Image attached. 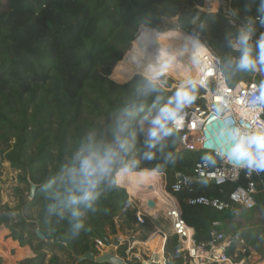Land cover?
I'll return each mask as SVG.
<instances>
[{
    "label": "trees",
    "instance_id": "obj_1",
    "mask_svg": "<svg viewBox=\"0 0 264 264\" xmlns=\"http://www.w3.org/2000/svg\"><path fill=\"white\" fill-rule=\"evenodd\" d=\"M220 1L217 11H209L202 9L206 0H0V160L19 170L18 181L26 185L15 187L20 203L0 211V224L11 231L7 239L34 250L36 256L20 264H109L79 257L89 251L99 254L96 239L136 225L170 227L168 264H184L167 217L143 211L144 222H139V205L129 197L131 186L123 182L125 170L166 175L165 189L178 199L197 243L208 242L214 222H219L220 231L245 240L239 259L251 255L252 246L264 259L262 186L257 206L248 213L188 203L199 195L223 198L245 184L243 178L223 186L193 183L180 192L172 189L178 173L192 177L195 163L205 158L201 152L177 151L181 135L170 127L185 100L198 102L203 89L194 84L165 90L148 80L159 81L155 77L161 72L143 74L153 62L141 68L136 64L143 53L140 28L157 33L174 29L206 43L222 60L231 86L252 81L254 63L245 56L250 46L232 47L241 31L231 20L241 25L264 15V0ZM169 19L175 22L167 28ZM257 32L255 25L251 34ZM132 44L140 49L130 52ZM167 68L184 78L177 69ZM140 121L157 124L164 138L147 132ZM263 151L260 136L255 155ZM31 182L38 186L29 200ZM16 210L19 219L13 223ZM250 225L256 227L246 228ZM162 241L157 233L150 241L153 251H160ZM120 256L125 257L124 250Z\"/></svg>",
    "mask_w": 264,
    "mask_h": 264
},
{
    "label": "built area",
    "instance_id": "obj_2",
    "mask_svg": "<svg viewBox=\"0 0 264 264\" xmlns=\"http://www.w3.org/2000/svg\"><path fill=\"white\" fill-rule=\"evenodd\" d=\"M218 8H213V0H206L202 7L209 11H217ZM231 24L241 31L239 36L232 39L234 49L241 50L243 41L248 40L250 48L264 52V15L256 16L242 25L235 20H231ZM255 25L258 32L252 35ZM244 31H248L249 36ZM204 44L205 53L198 55L199 80L180 85L168 81L167 84L173 86L170 88L161 85L167 90L174 89V86L188 87L194 84L203 89L198 95V102L185 100L184 106L171 117L170 127L174 133L181 135L177 151H195L204 155L207 153L208 156L195 163L192 177L185 175L183 180L177 179L172 189L180 192L190 189L193 183L203 187L223 186L239 183L243 178L246 183L237 185L223 198L199 195L190 197L188 203L210 205L225 213L236 212L240 208L252 210L257 206L259 186L264 191V151L261 155H255L260 136H264V87L255 79L231 86L223 71L222 60ZM143 211L148 212L147 208L141 207L136 213L140 223L144 222ZM163 212L171 222L172 233L177 236L176 253L184 259V264H240L242 261L249 264L246 256L241 259L237 257L238 252L245 250V240L220 231L219 222H214L208 242L197 243L195 229L183 218L178 199L169 210ZM119 239L123 246L124 241ZM96 243L99 254L108 247L105 240L96 239ZM165 244L162 250L152 251L151 257L135 255V260L141 264H168L170 255ZM233 246L235 252L230 253ZM131 251V248L126 249L123 257L126 261L131 260L128 258Z\"/></svg>",
    "mask_w": 264,
    "mask_h": 264
},
{
    "label": "bare ground",
    "instance_id": "obj_3",
    "mask_svg": "<svg viewBox=\"0 0 264 264\" xmlns=\"http://www.w3.org/2000/svg\"><path fill=\"white\" fill-rule=\"evenodd\" d=\"M214 2L218 4V0ZM139 32V44L143 50L164 63L176 67L185 79L199 80L198 55L206 51L205 44L199 37L174 29L157 33L150 27H142ZM163 69L174 73L167 67ZM174 74L183 80L178 74ZM122 176L123 182L131 186L130 193L141 198L145 207L152 211L151 213L169 210L173 203H177L176 197L173 195L170 198V192L164 190L163 175L156 170H125L122 171ZM240 264L246 262L242 261Z\"/></svg>",
    "mask_w": 264,
    "mask_h": 264
},
{
    "label": "rangeland",
    "instance_id": "obj_4",
    "mask_svg": "<svg viewBox=\"0 0 264 264\" xmlns=\"http://www.w3.org/2000/svg\"><path fill=\"white\" fill-rule=\"evenodd\" d=\"M219 4H220V0H218V4L216 5L214 0H213V8H218L219 7ZM175 22V19H169V20H165V26L167 28H170L171 27V24H173ZM140 34V32H139ZM136 40V39H135ZM135 40L133 41V43L135 42ZM245 45L247 46H250V43L248 40H244L243 41V47L242 49L245 47ZM132 48V49H131ZM256 48V47H255ZM139 50L140 48H137V46L133 47V44L132 46L130 47L129 51L130 52H133L134 50ZM142 50V49H141ZM142 55H141V58L140 59H136V64L138 67H142V65L145 63V62H153V64L143 70V74H147L148 71H159L161 72V74H158L156 75V80H159V81H155V80H151V79H148L150 82L152 83H157L158 85H164L166 88H168L169 86L170 87H173L171 84H167L170 79H172L174 81V84L175 85H180V83H183V84H187L188 82L190 81H196V80H192V79H180L178 76H176L174 73L168 71L167 73L165 72L166 70L163 69V67H167V66H171L173 67L174 69H177L176 67H174L173 65L171 64H168V63H164L163 61H161L160 59L152 56L149 52L145 51V50H142ZM259 53V51H256ZM126 61V60H125ZM254 73H253V76H252V80H256L261 86L264 87V71H260L258 68H257V65L254 64ZM133 68V67H132ZM178 70V69H177ZM113 71H114V68H113ZM179 71V70H178ZM113 74V73H112ZM166 74V75H164ZM159 75H164L163 77L159 76ZM135 76H141L139 74H136ZM135 76L132 78L134 79ZM152 76V75H151ZM180 76V75H179ZM143 77V76H141ZM182 77V76H180ZM254 77V78H253ZM145 78V77H144ZM131 79V80H132ZM147 79V78H146ZM119 83V82H118ZM184 87V85H182ZM181 86V87H182ZM162 87V86H161ZM169 87V88H170ZM163 88V87H162ZM175 88H180V86H174V89ZM165 89V88H164ZM167 90V89H165ZM170 90H173V89H170ZM140 125L147 131L149 132L150 134L154 135L155 137H157L158 139H163L164 136L163 134L160 132V130L158 129V125L157 124H154V123H147L145 121H140ZM205 155L208 156L207 153H205ZM18 175H19V170H16L15 168H13L10 164V162H8L7 160H0V211L1 212H5L6 209H5V206H8V207H12V208H15L18 206V204L20 203V197L19 195L17 194L16 192V189L15 187L16 186H21L22 188L26 189V185L25 184H21L19 181H18ZM163 179H164V186H166V176L163 175ZM164 190L166 191L165 187H164ZM128 191V190H127ZM167 192V191H166ZM129 193V192H128ZM25 194H28V191H25ZM170 194V193H169ZM170 198H172L171 196L173 195H169ZM129 197L130 199H132L135 203H138L139 207H143V208H146L142 199L135 196V195H132L131 193H129ZM29 200L30 197H28ZM244 211L243 213H248L247 212V209H237V211L235 213H239L241 211ZM18 210H16L12 215H11V219L13 223L17 222L18 221ZM162 213H164L163 211L159 212V213H151V214H154V216H159V215H162ZM121 220L118 218L116 220V223H117V226L120 225V222ZM5 225V224H4ZM6 226V225H5ZM253 227H256V225L252 226H247L246 228H253ZM8 228V227H7ZM159 229V233H161L162 235L164 236H161L160 234H158L161 238H165L166 236L168 237L169 235V231L170 230V227L168 229H165L163 226H159L157 227ZM246 228H243V229H246ZM156 230V227L154 228ZM9 232L10 229L8 228ZM125 230V228H124ZM172 230V228H171ZM148 234H152V229H146L145 230ZM157 233H153L149 240L146 241V245L148 246V248L153 251V249L151 248V243L150 241L153 239H155V236H156ZM228 234H233V232H228ZM234 235V234H233ZM113 236V235H111ZM110 237V236H109ZM3 244V242H2ZM165 244V243H164ZM263 247H264V237H263ZM252 251H251V255L247 257V262L249 264H264V259L263 261H261L262 259V254L260 252H258L253 246L251 247ZM122 251V250H121ZM8 255V254H7ZM9 256V255H8ZM10 258L13 259V257L9 256ZM5 259L6 261L8 262V258L5 256ZM239 259V258H238ZM8 264H15L14 262H11V263H8Z\"/></svg>",
    "mask_w": 264,
    "mask_h": 264
},
{
    "label": "crops",
    "instance_id": "obj_5",
    "mask_svg": "<svg viewBox=\"0 0 264 264\" xmlns=\"http://www.w3.org/2000/svg\"><path fill=\"white\" fill-rule=\"evenodd\" d=\"M161 174L165 175L164 173H161ZM139 209H141V207H139ZM149 214L154 216L153 214H151V212H149ZM119 226L120 225H118V228H119ZM0 228H2V230H4L3 234L0 235V243L2 244V242H3V245L0 248L2 250V251L0 250V259L2 261V264H8V262L5 259L6 253L9 256L13 257V262L15 264H20V261H22L26 258H32V257L36 256L34 250L32 249V247L30 245L21 246L20 244L14 242V241H11V239H7L6 237L10 234V232L4 224H0ZM145 230H146V228L136 225L132 229L125 227L124 231H122V232L119 231V233L117 235L110 236V237L118 236L121 238L122 241H124V245L118 249V254L120 255L121 250L126 251L127 248H131L132 251H131L130 255L128 256V258H131L130 261H133L134 264L137 261V260H135V255H140L142 258L151 257L152 251L146 245V241L150 238V236L153 233H158L161 236H164V235H162L161 233L158 232L159 229L157 227H156V230L152 229V231H153L152 234H148ZM146 236H147V238L145 240L144 238ZM165 240L166 239L163 238V241L160 245V250L163 249L164 243L167 242V240H166V242H165Z\"/></svg>",
    "mask_w": 264,
    "mask_h": 264
},
{
    "label": "water",
    "instance_id": "obj_6",
    "mask_svg": "<svg viewBox=\"0 0 264 264\" xmlns=\"http://www.w3.org/2000/svg\"><path fill=\"white\" fill-rule=\"evenodd\" d=\"M244 33L247 35L249 34L248 31H244ZM245 56H246L248 63H254L257 65V68L260 71H264V52L258 53L255 51V49L248 48ZM184 176L185 175L183 173H178L177 179L183 180ZM37 186L38 185L33 182H31L30 184L29 197L31 200L35 197ZM147 210L148 212H152L150 209H147ZM36 233L41 239H45V236L40 232L39 229L36 230ZM105 242L108 247L104 251H102L100 254H96L93 251H89V252H86L83 256L79 257V260L88 258L98 263L128 264V262L122 256L118 254V249L121 247V242L118 236H115L112 238L107 237L105 238Z\"/></svg>",
    "mask_w": 264,
    "mask_h": 264
},
{
    "label": "clouds",
    "instance_id": "obj_7",
    "mask_svg": "<svg viewBox=\"0 0 264 264\" xmlns=\"http://www.w3.org/2000/svg\"><path fill=\"white\" fill-rule=\"evenodd\" d=\"M200 39V38H199Z\"/></svg>",
    "mask_w": 264,
    "mask_h": 264
}]
</instances>
